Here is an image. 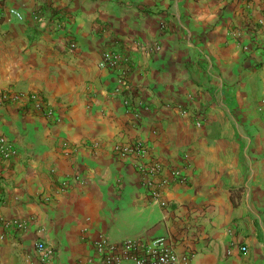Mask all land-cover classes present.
I'll return each instance as SVG.
<instances>
[{"label": "crops", "instance_id": "obj_1", "mask_svg": "<svg viewBox=\"0 0 264 264\" xmlns=\"http://www.w3.org/2000/svg\"><path fill=\"white\" fill-rule=\"evenodd\" d=\"M263 11L264 0H0V137L19 148L0 159V214L31 220L18 236L0 229V264H44L38 241L55 264H99L103 236L168 237L180 264H264ZM116 45L151 106L138 120L100 67ZM7 90L40 94L60 121L4 103ZM136 141L164 177L185 178L164 189L167 207L142 186L141 159L113 151Z\"/></svg>", "mask_w": 264, "mask_h": 264}, {"label": "built area", "instance_id": "obj_2", "mask_svg": "<svg viewBox=\"0 0 264 264\" xmlns=\"http://www.w3.org/2000/svg\"><path fill=\"white\" fill-rule=\"evenodd\" d=\"M9 13L21 20L25 19V15L17 10L13 9ZM34 17L38 18L37 15ZM260 23L264 25V16ZM150 48V51H156L159 46L155 45ZM100 67L108 70L113 75L115 79L113 96L120 98L128 114H132L138 120L141 116V111L150 109L151 106L145 101L140 99L138 101L136 90L131 84L130 74L134 67V62L130 54L120 49L117 45L112 49H105L101 54ZM1 99L4 103L31 107L32 110L44 114L55 122L60 121L56 111L47 105L40 94L33 93L27 96L20 92L7 90L3 92ZM183 113H186V111ZM197 124L200 126L201 122ZM113 151L119 158L136 156L141 159V162L137 165V170L142 175V186L149 191L154 202H157L162 207H167V201L162 199L163 191L173 180L179 182L185 180L181 170L171 169L172 178L164 177L165 166L158 160H146L149 156V148L142 141L118 144ZM18 152V146L12 140L5 136L0 137L1 160L11 162L18 156ZM30 222L31 220L29 219H9L0 214L2 238L9 234L18 236L28 228ZM94 248L99 258V264H180L179 256L171 240L164 236L151 240L128 239L120 243L113 242L108 237L103 236L94 243ZM36 249L42 263H56L57 252L54 248L48 246L44 241H38ZM241 250L245 252L247 248L242 247ZM83 264L88 263L85 262Z\"/></svg>", "mask_w": 264, "mask_h": 264}]
</instances>
